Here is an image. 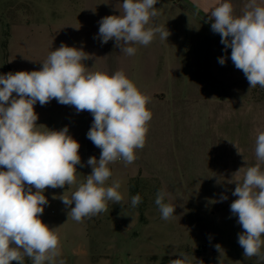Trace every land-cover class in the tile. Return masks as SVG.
<instances>
[{
  "label": "rangeland",
  "instance_id": "1",
  "mask_svg": "<svg viewBox=\"0 0 264 264\" xmlns=\"http://www.w3.org/2000/svg\"><path fill=\"white\" fill-rule=\"evenodd\" d=\"M174 2L158 0L159 15L150 22L167 28V40L157 34L147 46L134 45L136 54L127 56L114 40L102 44L98 36L99 21L120 15L123 0H0V74L40 70L50 52L64 43L83 48L92 57L84 62L89 71L111 75L123 70L150 97L147 108L152 119L145 146L136 150L134 163L109 165L112 176L106 186L121 182V205L109 202L106 212L76 222L58 197L70 196L77 185L45 190L49 204L40 218L59 233L58 259L64 264H161L163 257L178 259L180 253H186L191 264H264L243 255L238 244L243 229L230 211L237 199L232 195L235 182L244 175L236 172L257 162L258 126L236 122L233 101L198 97L203 96L202 87L219 75L216 67H221L220 75L232 77L238 69L230 58L224 65L210 63L227 57L221 54L219 34L211 26H201L198 17L184 14L180 3ZM203 37L212 46L206 47ZM202 57L209 59L205 64L211 68L202 72L212 74L197 81ZM260 96L259 102H264V94ZM34 110L40 131L67 126L79 142L84 166H77V179L84 181L92 171L87 160L99 159L101 151L87 138L92 115L77 113L55 99L44 106L37 102ZM159 191L168 193L165 202L176 206L169 220L161 218L155 204ZM137 194L141 203L134 208L131 198ZM222 195L227 200L221 201ZM24 264L32 261L25 257Z\"/></svg>",
  "mask_w": 264,
  "mask_h": 264
},
{
  "label": "clouds",
  "instance_id": "2",
  "mask_svg": "<svg viewBox=\"0 0 264 264\" xmlns=\"http://www.w3.org/2000/svg\"><path fill=\"white\" fill-rule=\"evenodd\" d=\"M157 3L123 0L120 15L99 21L101 43L114 40L120 52L133 56L137 52L134 45L147 46L157 34L167 40V28L150 23L159 15ZM204 11L210 12L209 20L214 19L211 30L220 35L225 52L231 49L230 59L250 88H264V6L258 0H247L242 13L236 15L231 0H217ZM89 59L92 57L83 48L61 43L40 70L0 74V264H24L25 257L32 264H64L58 259L62 255L59 233L40 218L49 204L44 195L47 188L77 185L70 196L63 193L58 197L69 209L68 217L76 222L106 212L109 202L121 205L124 200L119 180L106 186L112 176L109 165L134 163L136 150L145 146L152 119L147 108L150 97L123 70L111 75L89 71L84 63ZM226 59L222 56L218 62L224 65ZM53 99L93 117L87 138L101 151L99 159L92 156L87 160L92 171L84 181L77 179V166H84L80 144L69 128L40 131L37 127L34 105L44 106ZM255 157V165L236 172L244 171V175L235 182L232 195L237 199L230 211L243 229L238 234L243 255L264 261V131L256 137ZM167 195L159 191L155 199L164 220L171 219L176 208L165 202ZM227 198L222 195L220 200ZM140 203L139 194L131 198L132 207ZM216 248L221 250L219 244ZM179 256L169 264H191L186 253Z\"/></svg>",
  "mask_w": 264,
  "mask_h": 264
},
{
  "label": "crops",
  "instance_id": "3",
  "mask_svg": "<svg viewBox=\"0 0 264 264\" xmlns=\"http://www.w3.org/2000/svg\"><path fill=\"white\" fill-rule=\"evenodd\" d=\"M176 1L180 3V10H182L184 14L189 13L194 17H198V19L201 21V26H211V24L214 22V19L209 20L210 12L205 13L204 10L210 9L216 5L217 0H175L174 3H177ZM231 2L234 5L235 14L240 15L243 11L244 4L247 3V0H231ZM258 2L264 6V0H258ZM197 4L200 6L199 9L196 8ZM218 36L221 38L220 35ZM202 42L204 45H207L206 47L212 46V41L210 40V43L208 38L203 37ZM214 46L217 47V44L215 43ZM214 50L217 51L216 49ZM220 51L221 54L227 55V59L230 58L231 50L227 53H224L222 49ZM208 60L209 59H204L202 57V60L198 62L200 63L198 70L201 71L197 81H201V79L206 77V75L212 74L211 70H208V72H202V69H211L209 65L205 64L208 63ZM210 63L219 62L215 60L214 62L211 61ZM220 69L221 67H216L215 70L218 71L219 75H216L210 84L208 81L207 85L202 87L201 93L203 96L199 95L198 97L209 101H233V114L235 113L234 115L236 117V122H239L241 125L245 126L257 124L258 131H263L264 102H259V100H263L260 94H264V88H260L259 85H257L255 88H250L249 83L241 70L235 71V77H232L228 76L226 73L224 75H220ZM201 83L205 84L206 79H203ZM199 90L197 92H199ZM244 115L247 116V118H245Z\"/></svg>",
  "mask_w": 264,
  "mask_h": 264
},
{
  "label": "trees",
  "instance_id": "4",
  "mask_svg": "<svg viewBox=\"0 0 264 264\" xmlns=\"http://www.w3.org/2000/svg\"><path fill=\"white\" fill-rule=\"evenodd\" d=\"M133 190L135 191L136 188H133ZM174 257L171 256H165L163 257L162 263L161 264H169V261L172 260Z\"/></svg>",
  "mask_w": 264,
  "mask_h": 264
}]
</instances>
